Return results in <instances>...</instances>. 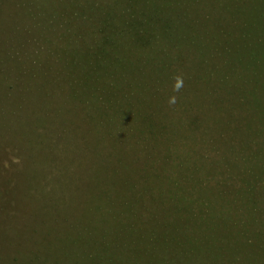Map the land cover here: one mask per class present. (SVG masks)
I'll list each match as a JSON object with an SVG mask.
<instances>
[{
	"label": "rangeland",
	"instance_id": "rangeland-1",
	"mask_svg": "<svg viewBox=\"0 0 264 264\" xmlns=\"http://www.w3.org/2000/svg\"><path fill=\"white\" fill-rule=\"evenodd\" d=\"M147 1L0 0V264H264V223L228 226L225 212L217 213L218 224L210 229L194 222L190 226L179 221L154 225L155 232L171 235L156 240L85 242L56 237L66 207L73 210L84 202L93 207L104 200L109 207L121 204V199H111L124 195V182L134 177L136 157L132 150L116 149L108 136L102 137L105 142L96 138L95 133L117 127L109 117L100 116L95 99L86 103L88 121L85 109L83 113L77 102L70 103L64 72L68 53L82 49L84 38L90 44V33L99 47L104 44L114 51V64L119 55L142 57L156 42L142 25L134 23L127 5L135 4L148 13ZM232 6L211 5L207 13L209 18L214 14V22L203 26L198 20L196 27L186 26L193 36L194 31L199 34L196 43L190 42V36L186 44L189 67L196 75L227 63L224 50L233 47L234 28L244 26V19L229 16ZM122 19L137 27L121 29ZM106 20L110 24L102 28L99 23ZM112 35L126 37L118 42ZM201 45L215 47V53L198 50ZM260 72L264 74V68ZM212 76L211 72V79L201 86L206 97L215 99L218 112L213 113L230 128L227 132L264 131V97H237L234 88L225 90L221 84L213 90L217 80L216 74ZM189 84L183 83L182 89ZM158 86L155 82V89ZM140 92L138 97H147L146 90ZM174 97L177 102L178 95ZM162 105V112L173 119V105L168 101ZM170 122L175 128L176 120ZM240 135L235 140L238 146ZM261 172L258 175L264 177ZM65 181L68 192L62 185ZM33 214L38 215V222ZM141 224L143 232L151 230Z\"/></svg>",
	"mask_w": 264,
	"mask_h": 264
},
{
	"label": "trees",
	"instance_id": "trees-1",
	"mask_svg": "<svg viewBox=\"0 0 264 264\" xmlns=\"http://www.w3.org/2000/svg\"><path fill=\"white\" fill-rule=\"evenodd\" d=\"M219 3L232 4L229 16L244 19V26L234 28L230 40L233 47L224 50L227 63L196 75L189 67L186 45L194 33L187 27H196L198 20L203 26L213 21L214 14L209 18L207 12L211 5ZM144 8L149 14L135 4L127 5L134 23L142 25L156 42L142 57L119 55L114 64V51L102 43L99 47L90 33V44L83 37V48L70 49L68 53L69 64L64 72L70 103L77 102L83 113L85 109L88 121L91 116L86 113V103L95 99L100 116L105 120L109 117L117 127L101 135L95 133L96 138L105 142L102 137L108 136L116 149L132 150L136 157L134 177L124 182V195L111 199H121L122 203L109 207L104 200L93 207L85 202L73 210L66 207L56 237L85 242L109 238L156 240L171 235L155 232L154 225L169 226L179 221L190 226L194 222L210 229L218 224L217 213L224 212L229 217L228 226L264 223V177L258 175V171H264V131L239 134L242 144L238 146L235 140L239 135L227 132L230 128L224 127L216 115L215 99L206 97L201 86L202 81L211 79L212 72L217 80L213 90L221 84L225 90L234 88L237 97H264V74L260 72L264 68V0H148ZM123 19L119 21L121 29L136 26ZM109 22L99 24L104 28ZM194 32L196 36L190 42L196 43L199 34ZM116 37L112 35V40L120 42L126 35ZM214 40L219 43L217 38ZM206 46L198 50L214 52L215 47ZM176 76L190 84L174 92ZM155 82L159 83L157 89ZM142 89L148 92L147 97H138ZM172 93L178 95L176 105L172 104L175 128L171 116L162 112V103L168 101L170 105ZM137 125L142 128L137 129ZM67 183L62 184L66 192ZM33 219L38 222V215L33 214ZM141 223L151 226V230L143 232Z\"/></svg>",
	"mask_w": 264,
	"mask_h": 264
},
{
	"label": "clouds",
	"instance_id": "clouds-1",
	"mask_svg": "<svg viewBox=\"0 0 264 264\" xmlns=\"http://www.w3.org/2000/svg\"><path fill=\"white\" fill-rule=\"evenodd\" d=\"M182 87H183V78L181 76L174 77L173 91L178 92ZM175 102H176V98L174 96L169 98L170 104H173Z\"/></svg>",
	"mask_w": 264,
	"mask_h": 264
}]
</instances>
